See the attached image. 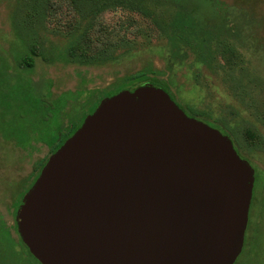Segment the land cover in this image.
I'll return each instance as SVG.
<instances>
[{
	"label": "rangeland",
	"instance_id": "374dc122",
	"mask_svg": "<svg viewBox=\"0 0 264 264\" xmlns=\"http://www.w3.org/2000/svg\"><path fill=\"white\" fill-rule=\"evenodd\" d=\"M142 7L148 14L116 9L88 18L72 0H0V131L19 145L0 136V212L30 188L54 144L142 72L165 82L189 117L227 136L252 167L233 264H264V0H145ZM186 15L201 27L189 47L160 29ZM85 36L90 47L80 44ZM30 49L32 67L21 60Z\"/></svg>",
	"mask_w": 264,
	"mask_h": 264
},
{
	"label": "water",
	"instance_id": "95a60500",
	"mask_svg": "<svg viewBox=\"0 0 264 264\" xmlns=\"http://www.w3.org/2000/svg\"><path fill=\"white\" fill-rule=\"evenodd\" d=\"M254 183L231 140L163 89L103 98L22 196L39 264H233Z\"/></svg>",
	"mask_w": 264,
	"mask_h": 264
},
{
	"label": "trees",
	"instance_id": "16d2710c",
	"mask_svg": "<svg viewBox=\"0 0 264 264\" xmlns=\"http://www.w3.org/2000/svg\"><path fill=\"white\" fill-rule=\"evenodd\" d=\"M144 1L145 0H72V4H73L75 10L78 13H81L82 16L88 17V18H94L101 11H104V10L113 11L116 9L139 10L142 13L148 14L142 7ZM185 17L187 19L182 20V23L180 22L181 21L180 20L179 25H176L178 22H175L174 25H173V22L171 24L170 23H167V24L163 23L160 26V29H161V32L163 33V35L165 36V38L168 39L169 42L180 41L181 43H183V45H185L186 47H189L190 46L189 42H191L192 39L193 40L198 39V35L194 36L192 39H191V36L195 35V34H200L201 27H200L199 23L197 24V22L192 20L187 15ZM80 41H82V42H80ZM80 41H79L80 44L82 43L81 45L85 46V47H90V45L92 43L91 40L86 36L83 37ZM74 45H76V44H74ZM76 47H78V46H76ZM192 49H193V47H192ZM83 56L84 55L79 56V57H83ZM33 57H35V52L33 49H30L26 54H24V56L22 57L21 60L24 64H26V62L28 61L29 63L27 65L29 67H32ZM106 59H108V57L104 58L103 60H106ZM82 61H83V59H82ZM96 61H97V59H92V60H88L87 62L86 61H83V62L84 63H94ZM165 61H166V64L169 66L168 69L170 71L173 68V66H171V64H169L170 62H168L167 59ZM181 63H182V59L180 60L179 64H181ZM127 80H128V83L122 85V86H124L123 89H127V87H128V90L132 91L136 87H139L142 85H152L154 87L163 89L166 93H168L170 98L173 100L172 95H171L167 85L162 80H158L157 78H154V77H147L142 72H138V73L130 76L129 78H127ZM118 92H115L112 95H114ZM112 95H109V96H112ZM104 97H106V96L104 95ZM93 111H94V109H92V111L90 113H92ZM194 118H196V116H194ZM80 123L77 126H75L73 129L69 130L62 137L61 140H59L56 144H54L52 146V148L49 151L50 152L49 156L57 148H59V146L69 136H71L73 134V132L81 125ZM0 136L5 141L13 140L14 143L16 144V146L19 147L18 143H16V141L13 139V137L5 136V134L2 133L1 131H0ZM45 160L41 161V162H44V163H42V165H40L41 162H40V164L37 163L34 165V169L39 168V165H40L38 172H36L37 175L33 179L34 181L38 177L41 168L46 163L47 160L46 161ZM34 181H33V183H34ZM22 196H23V193H22V195H20L18 200L15 199L13 202H11V204L7 208L8 209L7 215H4L3 213L0 212V264H39L30 255L27 248L23 245V243L21 242V240L17 234V231H16L15 213H16L18 206L20 205Z\"/></svg>",
	"mask_w": 264,
	"mask_h": 264
},
{
	"label": "flooded vegetation",
	"instance_id": "af4514ba",
	"mask_svg": "<svg viewBox=\"0 0 264 264\" xmlns=\"http://www.w3.org/2000/svg\"><path fill=\"white\" fill-rule=\"evenodd\" d=\"M174 101V100H173ZM194 118V117H193ZM196 119V118H195ZM198 120V119H197Z\"/></svg>",
	"mask_w": 264,
	"mask_h": 264
}]
</instances>
